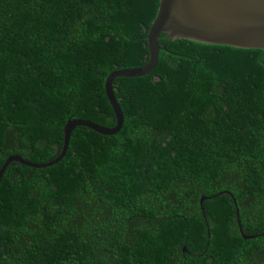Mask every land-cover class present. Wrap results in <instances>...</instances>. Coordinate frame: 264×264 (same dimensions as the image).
Wrapping results in <instances>:
<instances>
[{
    "label": "trees",
    "instance_id": "obj_1",
    "mask_svg": "<svg viewBox=\"0 0 264 264\" xmlns=\"http://www.w3.org/2000/svg\"><path fill=\"white\" fill-rule=\"evenodd\" d=\"M159 0H0V168L112 128ZM120 131L0 179V264H264V51L158 40ZM209 198L202 203L200 199ZM185 248L186 252L183 251Z\"/></svg>",
    "mask_w": 264,
    "mask_h": 264
},
{
    "label": "water",
    "instance_id": "obj_2",
    "mask_svg": "<svg viewBox=\"0 0 264 264\" xmlns=\"http://www.w3.org/2000/svg\"><path fill=\"white\" fill-rule=\"evenodd\" d=\"M168 38L170 41L188 40L201 44L221 45L243 49H261L264 51V0H159L156 16L146 36L148 60L146 64L136 68H124L112 72L106 79L105 95L112 108L116 124L112 128L100 126L85 119L68 120L63 127V147L60 154L45 164H34L19 155L9 157L0 168V179L7 166L20 163L33 168H45L58 163L66 154L69 139L76 127H86L100 135L117 134L123 123L121 108L114 96L112 82L118 78H139L154 70L160 46L158 40ZM232 198L240 235L244 239H253L263 234L247 236L241 230L239 213L235 200ZM200 199L202 209L203 201ZM186 252L185 248L183 249Z\"/></svg>",
    "mask_w": 264,
    "mask_h": 264
}]
</instances>
